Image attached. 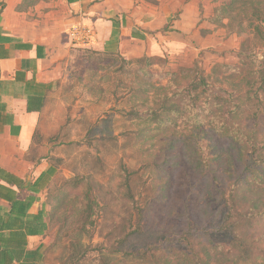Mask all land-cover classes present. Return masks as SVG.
<instances>
[{
  "label": "rangeland",
  "instance_id": "rangeland-1",
  "mask_svg": "<svg viewBox=\"0 0 264 264\" xmlns=\"http://www.w3.org/2000/svg\"><path fill=\"white\" fill-rule=\"evenodd\" d=\"M49 1L11 0L0 6L1 20L55 25ZM98 3L97 23L128 26L138 40L126 41L123 53L72 45L49 99L38 131L43 147L31 154L56 169L42 193L49 228L33 240L44 244L43 264H264V219L250 216L251 206L264 205V183L255 187L258 172L244 170L264 160V94L261 106L245 97L264 60L255 30L263 4ZM172 73L177 86L166 92ZM172 91L176 105L185 95L195 103L166 111ZM225 98L242 103L250 130L242 152L210 122L227 111L216 108Z\"/></svg>",
  "mask_w": 264,
  "mask_h": 264
},
{
  "label": "crops",
  "instance_id": "crops-1",
  "mask_svg": "<svg viewBox=\"0 0 264 264\" xmlns=\"http://www.w3.org/2000/svg\"><path fill=\"white\" fill-rule=\"evenodd\" d=\"M99 1H49V7H53L51 15L57 22L42 28L35 25V19L24 20L25 25L20 24L18 19L1 20L5 13L4 9L1 10L0 186L16 190L21 200L32 197L28 213L43 214L46 222V204L42 193L54 177L48 175L53 165L47 162L45 156L32 157L31 154L43 147L38 131L49 99L65 77L72 45L96 51L108 48L123 53L126 41L138 40L130 37L128 26L121 32L120 24L118 41H114L112 32L115 21H112V26L105 21L97 23L98 13L101 15ZM10 2L0 0V6L6 8ZM32 6H35V1ZM93 25L98 26L99 33ZM143 27L156 29L145 24ZM132 35L138 36L135 33ZM149 44L153 45L154 42L149 40ZM10 209L11 203L0 196V215H6ZM48 228L42 235L28 236L29 249L34 250L43 244L40 242L35 246L33 240L44 237ZM13 264L17 262L13 261Z\"/></svg>",
  "mask_w": 264,
  "mask_h": 264
},
{
  "label": "trees",
  "instance_id": "trees-1",
  "mask_svg": "<svg viewBox=\"0 0 264 264\" xmlns=\"http://www.w3.org/2000/svg\"><path fill=\"white\" fill-rule=\"evenodd\" d=\"M68 1L72 2L75 0H68ZM260 2L261 4H263L264 7V0H258L259 4ZM260 15H263L262 24L256 25L255 30L257 32V35L264 37V8L263 11L259 14V16ZM119 33H120V24L118 22H114L112 38L116 42L118 41ZM147 59L150 60L151 57H148ZM188 70L191 72H199L198 70L200 69L194 67ZM256 74H257L256 77L250 78V80L248 81L245 97L248 96L249 98L248 102L250 101L255 102L258 104V106H261L260 95L264 94V60H262L260 68L256 71ZM196 78L199 80L200 83L207 84L204 75H200ZM177 79H178V74L172 73L167 86H165L166 92H168V90H174V88L177 86V81H178ZM170 93L171 94H164L165 96L163 97V101L166 105L165 107L166 111L174 112V113H182L184 111H187V108L195 103L196 99L191 101L189 99V96L185 95L181 102L182 104L178 106L176 105L177 101L173 99V95H176L177 91L174 93L172 91ZM233 101H235V99L228 100L227 98H225L219 100L216 106V108L219 109L217 111H222L223 108L226 109L227 111L216 112L215 113L216 117H213L212 120H210V122L211 125H213L214 130H219L225 135H230L232 139L237 141L240 145L241 148L240 150L242 152V149L244 150L246 145L250 144V140H249L250 130H248V124L247 125L245 124L246 120L240 119L239 114H241V111L243 110L242 103L239 102L232 103ZM171 105H173L176 109L172 108ZM221 114H225V115L220 116ZM167 115L169 116V114ZM226 115H228V117L230 118L228 122H226L227 120L225 117ZM156 119L157 118H155L154 121ZM160 121L161 120L158 118L157 123ZM203 125L204 123L201 122L199 129L203 128ZM159 127L161 128V125H159ZM245 130L247 131V133L245 132ZM251 163L252 164L247 166V168L244 170L247 172L248 168L252 166L253 171L256 170L259 174L258 175L259 178L253 177V179H255L254 181L257 183V186L255 187L263 189V186L261 185L264 183V160L253 161L251 159ZM255 167L257 169H255ZM55 174H56V169L53 166V169L49 170L48 175L49 177H51L52 175ZM0 196L5 198L11 203V209L9 210V212L6 213V215H0V264H13V261H16L17 264H43V261L45 259L44 244H41L38 248L34 250L28 248V236L42 235L46 232L48 228V224L45 221V217L43 216V214L31 215L28 213L33 198L30 197L29 199L21 200L18 198L16 190L12 189L9 186H4V185L0 186ZM250 209L253 210L250 216L254 218L260 217L264 219V205L251 206Z\"/></svg>",
  "mask_w": 264,
  "mask_h": 264
},
{
  "label": "water",
  "instance_id": "water-1",
  "mask_svg": "<svg viewBox=\"0 0 264 264\" xmlns=\"http://www.w3.org/2000/svg\"><path fill=\"white\" fill-rule=\"evenodd\" d=\"M1 12H2V11L0 10V15H1Z\"/></svg>",
  "mask_w": 264,
  "mask_h": 264
}]
</instances>
